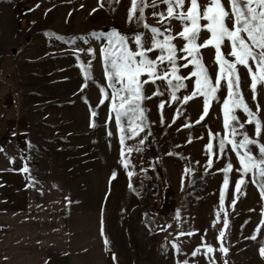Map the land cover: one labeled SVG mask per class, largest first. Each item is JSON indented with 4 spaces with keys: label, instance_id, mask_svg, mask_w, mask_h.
I'll return each instance as SVG.
<instances>
[{
    "label": "rangeland",
    "instance_id": "1",
    "mask_svg": "<svg viewBox=\"0 0 264 264\" xmlns=\"http://www.w3.org/2000/svg\"><path fill=\"white\" fill-rule=\"evenodd\" d=\"M128 8L129 0H103V7L100 0H0V73L9 76L7 80L0 78V105L5 108L12 95H20L19 113L8 108L14 113L7 114L28 126L18 150L35 180L28 192L27 218L20 217L16 224L14 213L8 206L3 207L0 264H177L183 260L188 264H211L212 260L215 264H224L225 260L227 264H264L258 251L264 241V200L258 189L249 182L242 185L240 194L235 193L240 175L235 171L239 165L232 152L225 159L213 156V167L207 171L204 167L209 132L224 131L221 102L226 90L219 93L221 102L212 103L209 115L200 124L195 121L202 114V98L186 105L166 104L163 123L158 105L161 100H168V94L145 101L151 135L145 129L140 137L126 142L135 147L147 135L140 145L142 152L126 153V159L131 161L127 170L119 163L120 132L114 121L106 123L110 102L97 107L101 95L91 83L80 92L83 79L76 55L84 62L91 57L79 49L92 47L98 52L106 41L96 36L113 29L129 36L144 31L135 23L126 22ZM146 16L149 24L159 26L150 9ZM174 31H179L175 22ZM228 50L224 49L225 54ZM202 53L214 77V50L209 48ZM93 65L96 81L103 84L100 63L94 60ZM240 73L242 92L255 111L248 73L243 68ZM145 88L146 95H151L154 86ZM190 90L191 84L177 95H186ZM258 91L260 118L264 121V89ZM84 97L98 113L95 128L89 126V104ZM177 109L183 114L178 116ZM237 115L241 121L246 119L242 112ZM185 124L192 127L185 128ZM109 131L112 136L107 135ZM247 131L253 135V126H247ZM212 142L215 152L217 142ZM229 161L234 169L229 173L225 211L213 227L223 187V173L219 170ZM24 162L19 160L18 165L23 166ZM186 167L193 169L188 177L183 176ZM114 171L116 178L111 179ZM127 171L134 172L131 183L135 191L129 189ZM169 187L174 209L163 211L164 203L169 201ZM101 220L109 241L107 247L101 236ZM167 225H171L167 231L160 230V226ZM14 226L19 231L12 232ZM258 226L259 233H254ZM221 230L225 231L221 239L227 254L217 250L205 255L201 238L219 249ZM181 231L195 235L178 237ZM254 234L256 240L247 239ZM172 242L179 245L180 254L172 248ZM24 245L27 250H23ZM198 246L201 252L192 256Z\"/></svg>",
    "mask_w": 264,
    "mask_h": 264
},
{
    "label": "snow or ice",
    "instance_id": "2",
    "mask_svg": "<svg viewBox=\"0 0 264 264\" xmlns=\"http://www.w3.org/2000/svg\"><path fill=\"white\" fill-rule=\"evenodd\" d=\"M109 2L120 3V0ZM100 7H103V0H100ZM149 9L159 26L147 22L146 10ZM126 22L135 23L144 31L130 36L115 29L107 34L100 33L96 38L103 39L106 43L99 47L98 52L92 47L78 50L89 55L91 59L84 62L78 54L76 55L77 67L83 79L80 92H84L91 83L98 87L101 95L97 107L105 105L106 101L110 102L106 123L114 121L116 129L120 132L119 163L127 170L131 161L126 159V153L142 152L140 145L145 143L147 135H151L145 101L168 94V100H161L158 105L163 123V109L166 104L180 102L186 105L193 99L202 98V114L195 121L200 124L209 115L212 103L221 102L219 93L226 90L221 102L224 131L223 134L209 132V143L205 146L208 155L205 170L213 167V156L219 160L227 158L229 152L234 153L239 165L235 171L240 175L235 182V193L240 194L242 185L251 182L264 200V143H261V138L264 137V121L260 118L261 106L257 99L258 89H264V0H205L204 3H201V0H129ZM174 22L179 25V31H174ZM47 35L55 37L54 33ZM209 48L214 50L213 63L217 69L214 77L203 60L202 50ZM225 48L229 49L227 54L224 52ZM94 60L100 63L103 84L97 82L94 77ZM241 68L248 73L249 90L256 104L255 111L249 107L241 89ZM183 70H187V73L183 74ZM190 84L191 90L186 95H177L181 90H188ZM146 85L154 86L151 95H146ZM83 99L89 104L87 97ZM89 112V126L95 128L97 125L94 118L98 113L90 104ZM176 112L178 116L183 114L180 109ZM238 112H242L246 119L241 121ZM247 126H253V135H249ZM184 127L190 128L192 125L185 124ZM145 129H149L147 135L141 137L135 147L126 143L140 137V133ZM107 135L112 136L113 133L109 131ZM212 141L217 142L215 152ZM188 142L191 143V139ZM2 151L3 148L0 147V152ZM9 160L10 163H15L13 158L10 157ZM21 160L25 162L19 171L28 174L26 179L32 187L35 180L30 175L26 158L21 156ZM233 169L234 165L229 161L219 170L223 173V187L219 196V211L216 212L217 220L213 222V227L219 221L220 213L225 211L229 173ZM192 173L193 169L186 167L183 176L188 177ZM116 175L114 171L111 179H115ZM133 175L134 172L127 171L129 189L135 191L131 183ZM247 177H250V180L246 179ZM183 184L182 178V187ZM234 204L235 200L232 201L233 206ZM261 215L264 216V212ZM176 219H180L179 212ZM228 223L225 213L224 229L228 228ZM261 226H264V219L261 220ZM170 227L171 225L160 226V230L167 231ZM259 231L260 226L254 233ZM185 235L191 237L195 233H178V237ZM101 236L104 237L103 242L107 247L109 241L104 236L103 220ZM223 237L225 231L221 230L218 236V240H221L219 249L203 242L202 237L201 246L206 249L204 254L218 250L226 255L228 249L223 245ZM247 239L256 240L257 236L254 234ZM171 246L177 254L182 252L177 243L172 242ZM201 246L191 255L199 254ZM258 251L264 259V241H261ZM177 264H188V261H177ZM211 264H215V261L212 260ZM224 264H227L226 260Z\"/></svg>",
    "mask_w": 264,
    "mask_h": 264
},
{
    "label": "crops",
    "instance_id": "3",
    "mask_svg": "<svg viewBox=\"0 0 264 264\" xmlns=\"http://www.w3.org/2000/svg\"><path fill=\"white\" fill-rule=\"evenodd\" d=\"M8 108L12 109L10 104L5 108L0 105V147L3 148V151L0 152V215L4 213L3 207L8 206L14 213L17 224L20 217H28V212H25L29 206L27 197L30 186L29 180L26 179L28 174L19 171L22 166L18 165V161L21 160L18 150L19 142L28 126L20 121V118L13 119V115H8L14 113L13 110L9 112ZM10 157L14 159L15 163H10ZM0 230H2L1 227ZM11 230L15 232V230L19 231V228L14 226ZM24 238L26 239V236ZM22 248L27 250L25 245Z\"/></svg>",
    "mask_w": 264,
    "mask_h": 264
},
{
    "label": "built area",
    "instance_id": "4",
    "mask_svg": "<svg viewBox=\"0 0 264 264\" xmlns=\"http://www.w3.org/2000/svg\"><path fill=\"white\" fill-rule=\"evenodd\" d=\"M6 78L8 79L9 76H5L3 72L0 73V78L3 79ZM10 107L14 110L15 113H19L20 108H21V103H20V95L19 94H14L11 96L10 99Z\"/></svg>",
    "mask_w": 264,
    "mask_h": 264
},
{
    "label": "trees",
    "instance_id": "5",
    "mask_svg": "<svg viewBox=\"0 0 264 264\" xmlns=\"http://www.w3.org/2000/svg\"><path fill=\"white\" fill-rule=\"evenodd\" d=\"M84 34L82 33L81 35H84ZM167 197H169V201L168 202L166 201L164 203V205L162 207L163 211H169V210H173L174 209V206H173L174 205V196H173V194L171 192V188L170 187L167 189Z\"/></svg>",
    "mask_w": 264,
    "mask_h": 264
},
{
    "label": "water",
    "instance_id": "6",
    "mask_svg": "<svg viewBox=\"0 0 264 264\" xmlns=\"http://www.w3.org/2000/svg\"><path fill=\"white\" fill-rule=\"evenodd\" d=\"M30 39H27V41H29ZM16 51L14 50V53H15Z\"/></svg>",
    "mask_w": 264,
    "mask_h": 264
}]
</instances>
